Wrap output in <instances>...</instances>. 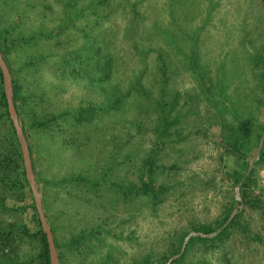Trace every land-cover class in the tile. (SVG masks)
<instances>
[{
  "label": "rangeland",
  "instance_id": "374dc122",
  "mask_svg": "<svg viewBox=\"0 0 264 264\" xmlns=\"http://www.w3.org/2000/svg\"><path fill=\"white\" fill-rule=\"evenodd\" d=\"M0 50L60 264H264V0H0ZM3 95L0 264H50Z\"/></svg>",
  "mask_w": 264,
  "mask_h": 264
},
{
  "label": "water",
  "instance_id": "95a60500",
  "mask_svg": "<svg viewBox=\"0 0 264 264\" xmlns=\"http://www.w3.org/2000/svg\"><path fill=\"white\" fill-rule=\"evenodd\" d=\"M0 70L3 78L4 92L7 99L8 113L13 123L22 150L23 161L25 165V176L31 187L35 201V206L39 214L40 223L46 235V239L49 247L50 264H60L59 256L55 244V238L52 233L51 227L48 223L47 216L44 211L43 203L40 197V192L36 183L29 144L26 135L24 133L23 127L21 125L17 106L14 100V92H13L14 85H13L11 71L8 67L6 60L4 59L1 50H0Z\"/></svg>",
  "mask_w": 264,
  "mask_h": 264
},
{
  "label": "trees",
  "instance_id": "16d2710c",
  "mask_svg": "<svg viewBox=\"0 0 264 264\" xmlns=\"http://www.w3.org/2000/svg\"><path fill=\"white\" fill-rule=\"evenodd\" d=\"M0 74H1V76H2V73H1V70H0ZM2 81H3V78H2ZM13 92H14V100H15V103L17 102V97H16V94H15V89L13 88ZM4 99H5V101H6V107H7V112H8V105H7V99H6V96H5V92H4ZM17 106V105H16ZM17 110H18V108H17ZM18 114H19V111H18ZM8 115H9V113H8ZM10 117V116H9ZM12 125H13V123H12ZM14 127V126H13ZM14 132H15V134H16V131H15V129H14ZM27 180V179H26ZM28 182V181H27ZM36 207V206H35ZM22 230V232L24 233V234H26V235H29V232L25 229V228H22L21 229ZM9 233H11V232H9ZM43 234H44V236H45V239H46V235H45V233H44V231H43ZM46 248H47V258H48V260H49V262H50V256H49V247H48V243H47V239H46Z\"/></svg>",
  "mask_w": 264,
  "mask_h": 264
}]
</instances>
